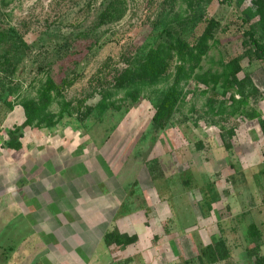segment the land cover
Instances as JSON below:
<instances>
[{"label":"rangeland","instance_id":"obj_1","mask_svg":"<svg viewBox=\"0 0 264 264\" xmlns=\"http://www.w3.org/2000/svg\"><path fill=\"white\" fill-rule=\"evenodd\" d=\"M115 1L120 18L101 23ZM211 21L155 136L177 61L155 80L142 64L164 31L195 48ZM249 33L264 45V0H0V264H264L247 232L264 241V163L236 174L238 195H218L228 160H264V63ZM115 228L139 242L106 247Z\"/></svg>","mask_w":264,"mask_h":264},{"label":"trees","instance_id":"obj_2","mask_svg":"<svg viewBox=\"0 0 264 264\" xmlns=\"http://www.w3.org/2000/svg\"><path fill=\"white\" fill-rule=\"evenodd\" d=\"M118 3L119 1H115L113 3L114 5H111L110 7L108 6L106 8L105 12L100 17L101 23H109L120 18V14L117 17L112 15V12L117 11L116 5ZM216 27L217 24L211 21L203 37L200 39V43L195 48H190L187 45L181 33L164 31L161 33L162 43L156 49L150 51L146 56L144 63L142 64L141 72L148 80H155L166 74L168 71L167 63L170 61L172 56L173 58L175 57L177 61L174 81L163 94L151 118L150 129L153 135L157 136L166 128V126L169 125L170 120L177 109V106L182 100V91L180 85L183 81L189 79L188 71L191 72L194 70V65L198 64L200 58L207 53L206 48H204V43L210 39L212 36V31L215 30ZM3 36L4 35L0 34V38H3ZM248 39L253 48L252 57L255 60L264 63V45L260 44L256 39H254V36L251 33L248 34ZM187 65H189V67H187ZM231 65L233 68H235L234 71H236L237 63L233 62ZM221 78H223V75H213L210 77L203 75L196 76L195 80L203 85H207L208 83L216 85L219 83ZM155 136L153 140H155ZM247 232L250 242L255 245L251 250L250 255L252 258H255L259 253V244L257 241L260 238V233L254 224H250L248 226ZM136 241L137 238L135 236L129 237L125 234H120L116 229L103 235V243L108 248L112 246L125 248L134 244ZM211 250L212 248L210 245L202 249L200 252V257H198V261L201 263L202 258L206 257L207 253ZM220 260H224V258ZM216 262L217 259L213 257L207 263L202 264H214ZM258 264H263V259H261L260 263Z\"/></svg>","mask_w":264,"mask_h":264},{"label":"crops","instance_id":"obj_3","mask_svg":"<svg viewBox=\"0 0 264 264\" xmlns=\"http://www.w3.org/2000/svg\"><path fill=\"white\" fill-rule=\"evenodd\" d=\"M262 140L264 141V137L262 138ZM216 141H217L216 144L218 143V146H220L221 149L224 148V143H223L222 139L220 138V136H217ZM234 160L235 161H229L228 160V163L226 164V166H224V168L222 167V169L220 171H217L219 173L220 179L222 181V188L220 189L221 191H220V193L218 192V195H220V196L222 195V192H223L222 190H229L230 194H232L233 190H234V193H233L234 196H232V197H235L236 195H238V191L236 189V185L234 184L235 181H236V174L241 172L243 174L244 178L247 180L249 176H252V175L254 176V174H255V165H257V167H258V166H261L262 163H264V160L263 161H259V163H256L254 158H247V159H245L244 163L242 164L241 169H239V160H238V158H236ZM252 167H254V168L252 169ZM216 190H218V189H216ZM157 198H158L157 196L153 197L152 203L154 205L157 202H159ZM154 202H156V203H154ZM39 206L40 205L37 203L36 204V210L39 209ZM49 207L57 208V204L56 203H52ZM157 207H158V205H157ZM57 211L59 212V210H57ZM138 224L139 225H137V226L139 228H146L147 227V226H144L142 223H138ZM257 229H258V231L260 233L261 231H260V227L259 226L257 227ZM120 234H125V235H127L129 237L135 236L137 238V241L134 244H132L130 246H127L125 248H129V247H131L133 245H136L139 242V237L137 235H135L136 234L135 232H132V233H128V232L122 233L121 232ZM260 239L261 238H259L257 243L258 244H262V246H264L263 239H261V240Z\"/></svg>","mask_w":264,"mask_h":264}]
</instances>
